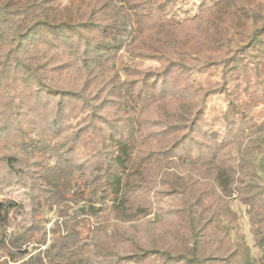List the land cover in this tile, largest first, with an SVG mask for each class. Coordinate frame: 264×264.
I'll return each instance as SVG.
<instances>
[{"label":"trees","instance_id":"16d2710c","mask_svg":"<svg viewBox=\"0 0 264 264\" xmlns=\"http://www.w3.org/2000/svg\"><path fill=\"white\" fill-rule=\"evenodd\" d=\"M232 199L264 264V0H0V264H257Z\"/></svg>","mask_w":264,"mask_h":264},{"label":"rangeland","instance_id":"374dc122","mask_svg":"<svg viewBox=\"0 0 264 264\" xmlns=\"http://www.w3.org/2000/svg\"><path fill=\"white\" fill-rule=\"evenodd\" d=\"M131 61L133 64H135L138 67L144 68V67H152L154 69H156L158 67L159 62L157 61H151V60H138L135 58H128L126 55H122L119 60L117 61V65H121V63H123L124 61ZM202 79V83L203 84H207L211 81L210 78H208L207 76L201 78ZM225 100L220 97V96H212L210 98H208L207 100V108L209 112H212L214 110H217L218 112H221L224 110L225 108ZM55 161L53 155L51 156L50 159V163H53ZM75 189L73 188V186L71 187L70 191L68 192V196L71 195V192L74 191ZM22 189H15L11 196L14 198H20L22 196ZM64 203L66 205H68L70 208V211L73 212L75 210H78L79 208H84L83 206L85 205V202L83 200L80 199H67L64 200ZM230 208H232L239 216V223L241 226V229L244 233L245 236V240L249 246L250 249V253L251 256L253 257V259L256 261L257 264H262V255H263V249L262 248H258V246H256L253 242V236L250 230V224L248 221V215L246 212V208L247 206L240 203L239 201H237L236 199H232L230 202ZM56 211H57V204H53L51 206L50 209H48L46 211V218L49 219V221L47 222V227H49L53 221V219L56 217ZM9 231L11 232H15L17 231V227L15 225H12L9 228ZM37 243L35 240L28 242V244L26 245V249L28 251H31L32 253H34L35 251H37L35 249V247H37ZM45 246V245H44ZM44 246H41V248H44ZM7 246H2L0 245V259L4 258L5 256H7V251H8ZM28 258V256H19L16 255L10 262V264H21L23 262V260H26Z\"/></svg>","mask_w":264,"mask_h":264}]
</instances>
